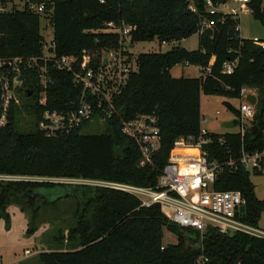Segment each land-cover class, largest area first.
<instances>
[{"label": "trees", "instance_id": "trees-1", "mask_svg": "<svg viewBox=\"0 0 264 264\" xmlns=\"http://www.w3.org/2000/svg\"><path fill=\"white\" fill-rule=\"evenodd\" d=\"M189 1L198 12L203 9V0H52L50 22L55 54L79 57L82 50L98 53L101 49H117L118 35L102 31L110 21L122 20L135 26L131 43L187 38L199 30V16L188 9ZM250 6L253 18L264 29L261 0H251ZM39 20V15L26 10L1 14L0 57H40L43 38ZM235 27L236 20L226 17L198 33L194 50L174 46L165 52L139 53L136 71L114 98L112 113L106 116L98 111L92 117L103 118L104 131L99 134L81 133L90 120L76 131L54 137L38 131L37 120L44 107L37 103L42 90L37 68L22 70V84L16 90L18 103H10L5 124L0 125V174L31 179L0 180V219L9 222L10 204L30 212L25 231L30 236L38 228L36 221L41 211L58 209L62 200L74 204L71 219L66 220L69 223L53 236L57 244L37 254L38 264H195L200 256L207 259L205 264H264L263 239L241 233L224 235L213 228L200 233L170 222L157 204L141 206L139 199L127 192L52 181L90 179L153 187L174 140L198 134L202 119L200 96L239 98L243 87L257 94L252 124L258 131L253 133L248 128L242 141L239 134L229 131L208 133L209 159L232 156L241 144L259 147L264 129V50L241 38ZM235 57L236 69L223 74L222 64ZM210 61V72L206 73L204 69ZM181 62L199 66L200 75L172 77L170 69ZM48 68L51 83L46 88V108L75 109L82 88L74 82L71 72L52 68L50 63ZM22 114L32 124L30 131L18 129ZM139 114L155 116L159 128L160 148L150 162H142L136 144L121 132L122 122ZM216 187L240 190L246 201L245 220L258 224L264 198L256 197L247 171L223 170ZM165 230L176 237L175 243H163Z\"/></svg>", "mask_w": 264, "mask_h": 264}, {"label": "built area", "instance_id": "built-area-1", "mask_svg": "<svg viewBox=\"0 0 264 264\" xmlns=\"http://www.w3.org/2000/svg\"><path fill=\"white\" fill-rule=\"evenodd\" d=\"M99 2L104 3L105 0H99ZM250 2L251 0H203V9L200 12L192 1H189L187 7L199 16L198 33L212 28L226 17L236 20L235 29L239 32L240 17L252 15ZM51 4L52 0H0V15L26 10L44 17L51 26ZM261 7L264 9V0H261ZM134 29L135 26L126 24L122 20L119 23L113 21L106 23L102 31L117 34L119 47L101 49L98 53L82 50L79 57L56 56L52 29L50 40L42 41L40 57H0L2 107L0 125L5 124L10 103H18L16 90L22 84L23 69L37 68V78L42 88L37 103L44 109L36 126L45 136L54 137L76 131L91 120L98 111L109 116L113 111L114 98L120 94L131 73L136 71L127 49L131 31ZM246 39L264 50V37ZM164 43L166 42H161V44ZM49 63L52 68L71 72L74 82L82 88L79 105L75 109L57 111L46 108V88L51 83ZM210 64L211 61L204 69L206 73L210 72ZM237 65V57L226 60L222 64V73H233ZM239 94L242 100L237 110V129L229 132L239 134L242 141L245 131L254 126L252 121L256 113L258 97L253 90L245 87L240 89ZM247 94L255 96L254 104L245 99ZM102 119L100 118L101 121ZM121 132L136 144L142 162H150L152 155L160 148L159 128L156 117L153 115L139 114L123 121ZM208 133L200 127L197 135L176 138L157 183L153 187L90 179L57 180L105 186L127 192L137 197L141 206L149 207L157 204L170 222L184 228L198 230L200 233L207 228H213L224 235L241 233L264 240V228L245 220L246 201L242 192L237 189L222 190L216 187L218 174L225 169L229 171L243 169L249 175L264 176V129H262L263 142L259 147L251 148L250 146L249 148L241 144L239 149L234 151V155L226 158L223 156L219 160L209 159ZM20 179L31 178L0 174V180ZM206 261L204 256H200L195 264H205Z\"/></svg>", "mask_w": 264, "mask_h": 264}, {"label": "rangeland", "instance_id": "rangeland-1", "mask_svg": "<svg viewBox=\"0 0 264 264\" xmlns=\"http://www.w3.org/2000/svg\"><path fill=\"white\" fill-rule=\"evenodd\" d=\"M40 35L47 42L52 35V28L44 17L39 20ZM239 34L242 38H263L264 29L260 22L252 15L240 17ZM174 46H180L187 50H194L198 46V33L179 41L159 43L156 38L152 41L134 42L127 45L130 52L133 66H137L136 57L139 53L165 52ZM45 52V49L43 50ZM172 77H197L199 66L195 64L178 63L170 69ZM242 98L231 97L219 94H202L200 96V127L209 133H225L237 129L236 123L227 127L228 122L237 121V110ZM228 103L230 107L227 106ZM18 129L23 132L30 131L33 127L26 114L19 118ZM104 131L103 122L98 118L91 119L82 129L83 134H99ZM250 181L254 186V192L258 199L264 198V176L250 174ZM54 182L69 183L64 180ZM45 192V191H42ZM74 204L70 200H62L56 210L47 209L40 212L37 219V230L30 236L25 234L30 212H23L20 207L10 204L7 207L9 222L0 219V264H38L37 254L55 247L56 242L53 236L58 228H64L66 220H70ZM258 226L264 228V211L258 219ZM65 234V230L63 231ZM176 242V237L169 231H164L163 243L171 244ZM66 245L65 239L63 242Z\"/></svg>", "mask_w": 264, "mask_h": 264}, {"label": "water", "instance_id": "water-1", "mask_svg": "<svg viewBox=\"0 0 264 264\" xmlns=\"http://www.w3.org/2000/svg\"><path fill=\"white\" fill-rule=\"evenodd\" d=\"M245 99L247 100V101H249L251 104H254L255 103V96L253 95V94H247V96L245 97ZM226 126L227 127H230V126H232V122H228L227 124H226ZM251 131L254 133V132H256L257 131V126H252L251 127ZM243 209V208H242Z\"/></svg>", "mask_w": 264, "mask_h": 264}]
</instances>
